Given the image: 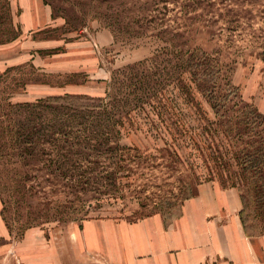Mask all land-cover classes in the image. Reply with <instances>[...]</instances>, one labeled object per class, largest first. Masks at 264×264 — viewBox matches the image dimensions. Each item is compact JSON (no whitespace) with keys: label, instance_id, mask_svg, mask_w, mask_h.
Here are the masks:
<instances>
[{"label":"rangeland","instance_id":"374dc122","mask_svg":"<svg viewBox=\"0 0 264 264\" xmlns=\"http://www.w3.org/2000/svg\"><path fill=\"white\" fill-rule=\"evenodd\" d=\"M43 1L51 19L34 24L30 0H0V264H147L148 245L161 264H264V0ZM191 55L215 76L196 80ZM108 91L120 193L54 220L73 197L23 168L16 109Z\"/></svg>","mask_w":264,"mask_h":264},{"label":"trees","instance_id":"16d2710c","mask_svg":"<svg viewBox=\"0 0 264 264\" xmlns=\"http://www.w3.org/2000/svg\"><path fill=\"white\" fill-rule=\"evenodd\" d=\"M170 42L173 49L169 55L181 56L182 52L175 51L178 49L175 39ZM201 62L203 57L191 55L185 60V65L198 81L202 77L208 80L215 76L210 74L205 66L206 70L202 72L203 69L199 68ZM129 70L132 77H136L135 68L129 67ZM140 87L137 83L132 84L134 89ZM141 93L144 95L145 92L141 90ZM122 101L110 91L104 98L66 95L19 106L16 110H19L21 115L19 119L15 118V125L11 117L12 150L14 154L17 152L23 168H28L33 162H36L37 166L42 164L40 172L45 171L50 178L43 176L44 182L65 188L66 191L61 192L73 197L68 206L54 213V220L65 221L74 216L66 215L62 209L80 211V216L89 213L90 209H87L85 203L90 193L101 196L120 193L118 177L126 168L123 165V157L128 153V148L120 142L118 129ZM241 160L240 164L247 167L254 161ZM89 164L94 166L89 167ZM26 178L29 180L31 177ZM44 182L39 183L40 186ZM92 195L93 199H98ZM261 200H264V197ZM77 203H82L83 206L77 208ZM43 218L50 220L52 217L44 215ZM244 224L248 230L245 220Z\"/></svg>","mask_w":264,"mask_h":264},{"label":"crops","instance_id":"0c3cea01","mask_svg":"<svg viewBox=\"0 0 264 264\" xmlns=\"http://www.w3.org/2000/svg\"><path fill=\"white\" fill-rule=\"evenodd\" d=\"M30 13L32 15V23L35 24V22H39L44 18V13H46V19H51V11L47 8L46 4L44 3L43 0H30ZM40 13L43 14V16L41 17ZM45 21V20H44ZM167 238V237H166ZM156 244V243H155ZM157 246V244H156ZM150 248L148 253H150L149 258L147 259V264H161L162 260L165 259V261H167V263L169 262V260H173L174 263V259L172 257H170L169 255H167L165 253V256L159 255L157 250H153L152 246H149ZM166 248V247H165ZM154 251V252H153ZM160 252V250H159ZM134 253L135 256H138V258L144 257L142 255V253H139L137 251H135ZM195 257H189V259L185 258V257H181V262L180 264H198L197 261L201 263V259H194ZM206 260H208V258H204L203 261L206 262ZM145 264V263H142ZM165 264V263H164Z\"/></svg>","mask_w":264,"mask_h":264}]
</instances>
